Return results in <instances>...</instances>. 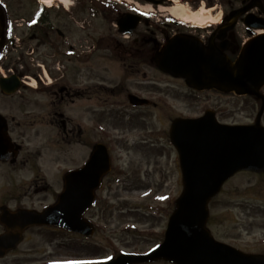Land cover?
<instances>
[{
    "label": "rangeland",
    "instance_id": "1",
    "mask_svg": "<svg viewBox=\"0 0 264 264\" xmlns=\"http://www.w3.org/2000/svg\"><path fill=\"white\" fill-rule=\"evenodd\" d=\"M120 2L122 0H69L67 4L69 9L62 6L64 9L60 17L51 15V28L46 29V26H41L28 30L22 27L17 31L16 35L21 40L19 42L18 38L16 40L12 38L14 41L12 48L18 49L12 50L11 57L5 65L11 64L23 72L24 66L26 70L31 69L32 74L45 78V75L39 72L41 64H45L47 74L52 80L65 75L73 86L79 87L83 92L88 86L96 88L98 85L116 89L126 74L123 66L125 57H118L113 52L116 48H138L134 47V40L140 34L139 28L131 37L122 36L117 27L118 15L127 12L130 6L136 8V4L154 14L156 10V7L146 4L143 0ZM9 3L14 19L23 23L22 19H25L26 26V22L29 23L35 10L34 0H10ZM163 6L158 13L165 15L172 6L176 5L172 3ZM156 22L158 23V18L151 19L152 26L144 30L154 29ZM60 33L64 35L61 36ZM168 38L161 33L153 37L159 44L165 43ZM4 48H11V44ZM63 48H74L77 57L70 59L64 55L67 49ZM142 70L147 73L146 79H141L142 74H139L138 80L131 78L125 85L134 93V87L156 84L158 99L163 103L158 109L130 108L127 100V104L123 105L122 98L112 97L110 92L103 89H99V95H96L92 101L95 109L103 106L106 111L104 116H101L102 113H97L94 118L104 119L112 132L111 149L114 154V164L120 168L115 172V176L128 178V181L118 187L120 194L117 196L104 192L101 206L87 215L100 222L99 233L94 236L93 242H89L91 245H79L76 241L70 240L67 234L33 228L26 233L25 242L14 252L0 259V264H53L60 260L79 259L86 256L82 250L88 247L101 249L102 252L94 256L95 259H101L112 255L106 246L108 241L116 238L137 244L138 252L149 251L162 241L160 233L166 228L169 218V215L165 218V210L182 191L178 156L171 146L168 135L170 117L197 116L204 109L221 105V109L225 110V116L222 119L220 116L221 120L229 124L246 125L254 123L259 113L261 104L249 96L218 97L215 94H202L198 98L192 97L181 82L172 80L153 68ZM28 75L35 79L34 75ZM30 82L34 85L33 81ZM133 82L137 85H133ZM45 85L44 83L34 85L40 89L38 92L34 89L26 91V96L28 100L30 99V107L27 103L18 104V98L14 100L17 103L13 106L14 113L30 112V138L25 140V147L18 159H23L28 164L27 166L0 164V207L8 206L12 210L41 209L52 203L58 190V178L61 173L80 165L86 156L87 151L83 146L77 145V148L66 146L61 141V137L58 138L55 128L50 127L47 122L41 124L49 110L51 99V94L45 89ZM176 92L189 95L186 99L189 109L164 97L171 96L172 99H177ZM262 92L264 94V89ZM89 102L79 99L77 105L71 106L70 110L72 115L71 111L78 109L77 117L74 115V118L83 127L89 122L84 117V111L81 112L84 108H88ZM0 104V110L7 108L5 103ZM110 110H115V113L125 117L126 122L123 127L120 123H115L120 118L108 120L107 113ZM141 112L145 113L143 116V120L147 122L145 129L135 119V115ZM34 119L35 122L32 121ZM87 120L89 121L88 117ZM262 123L264 125V116ZM114 126L120 129L114 131L112 129ZM99 136L96 132L95 138L98 139ZM128 150H130L129 154ZM140 183L144 184V188L154 185L157 187L156 193L160 191L152 201L153 210L158 211V216L161 217L153 230L151 225L155 224L154 219H147L151 216L149 213L151 202L137 199L134 203L128 198L137 196L135 194L137 192L123 193L129 187L136 186L134 184L140 185ZM112 184L113 189L116 186ZM44 186H48V189H43ZM106 200L110 203L105 204ZM211 215L213 218L209 227L216 239L248 253L264 254V176L252 173L238 174L228 182L220 196L212 203ZM3 230V226L0 225V233ZM129 230L131 233L125 232ZM140 233L143 236H140ZM155 233L157 234L151 235ZM115 243L114 246L120 249L129 246V243H119L118 240Z\"/></svg>",
    "mask_w": 264,
    "mask_h": 264
},
{
    "label": "water",
    "instance_id": "2",
    "mask_svg": "<svg viewBox=\"0 0 264 264\" xmlns=\"http://www.w3.org/2000/svg\"><path fill=\"white\" fill-rule=\"evenodd\" d=\"M140 21L126 15L118 22L123 35L132 34ZM264 27V26H263ZM2 20L0 12V36ZM223 48L204 47L196 38L175 36L157 52L155 63L163 72L182 77L197 90H217L238 95L253 94L262 99L254 125L227 126L218 123L214 113L195 120H176L171 138L179 157L183 191L176 201L165 241L145 256L123 255L109 263L139 264L164 260L173 264H264V256L247 255L218 242L207 228L209 204L224 184L235 174L246 171L264 173V35L248 42L239 58L232 62ZM12 85H4L10 91ZM137 104V102H134ZM0 160H7L12 147L2 146ZM15 157L17 150H15ZM109 170V156L104 146L80 171L66 176L65 192L58 203L42 213L11 212L1 209L0 223L6 232L0 235V258L22 240L25 229L34 225L56 226L91 236L94 232L84 215L91 208L95 191Z\"/></svg>",
    "mask_w": 264,
    "mask_h": 264
},
{
    "label": "flooded vegetation",
    "instance_id": "3",
    "mask_svg": "<svg viewBox=\"0 0 264 264\" xmlns=\"http://www.w3.org/2000/svg\"><path fill=\"white\" fill-rule=\"evenodd\" d=\"M146 4H151V6L156 7V16L152 15V18H158V21H161L163 24H157L155 28L152 30H147L144 28L151 25V20L150 17L142 15V21L138 27V30L140 28V34L139 37L136 38V43L138 44V48H117L120 54H115L118 57H125L123 59V66L125 68L126 74L124 75L125 77L123 81L117 86V88H108L103 85H98L95 87L93 86H88L86 89L81 90L79 87L73 86L64 76H60L59 78L52 80L49 79L47 76L43 78L41 75H34L32 74L31 69H25L23 66V71L18 70L17 67L12 66L11 64L5 65V61H3L0 64V82L2 80L8 81H13V84H15V81L12 80V76H14L19 82V90L13 94V95H6L2 92V86L0 85V103H5L7 108H2L0 110V131L1 134H5V139L4 136L3 138V145L7 149L10 148V145L12 144V147L14 148H19V153L18 157L14 158L11 156L8 161L6 162H0V164H11V165H18L21 164L23 166H27V162L23 159L18 160L20 154L23 152V148L25 140L28 139L29 136V128H30V112L22 111V114L19 113H14L13 111V106L17 103L14 102L16 98H18V104H23L25 105L27 103V106L30 107V99L28 100L27 98V92L32 91L30 88V83L28 81H31L32 79L29 77L28 74L34 75V77L37 79V82L39 83H44L45 89H48V92L51 94V99L49 100V110L44 116V120L42 123L37 120V122L41 124H46L50 127H53L57 130L58 138L61 141L64 142L66 146L77 148V145L83 146V148L86 149L87 153L86 156L83 159V162L80 165H77L69 170H77L81 167L84 166L85 162L92 156L95 147L97 144H105L108 147L110 156H111V172L106 175L100 184V187L96 191V201L94 204L92 211H95L98 209L101 204L103 203V196L104 192L110 193V195L117 196L120 194L118 192V187L121 185V183H126L128 181V178H119L115 176V172L117 170H120L119 167L115 166L114 164V154L112 153L111 149V143H112V132L110 131V128H108V124L103 120H100L99 118L96 120L94 118V115L97 113H102L101 116H104L106 114V111L103 109V106H100L99 109L94 108V104L92 103L94 97L96 95H99L100 90H107L108 92L111 93L112 97H118L123 99V105H126L127 98L131 94V91L126 87L125 83L128 80H131V78L138 80L139 79V74H142L141 79H146L147 78V73L143 71L142 69H155L157 72H160L167 77L171 78L172 80H177L181 82L184 86V80L183 79H177L174 78L161 70H159L154 62V57L157 51L159 50L160 45L155 42L154 45L148 44L149 41H153V37H155V34L158 35V33H161L164 36H169V35H188V34H193V30L185 27L179 23H164L163 19H159L158 16H163L162 14H159L158 12L160 11V7H164L163 5H171L172 1L173 2H178V3H184L186 5H191L192 10H199L201 8V5L204 4L207 8H209L212 11V15L214 18H219L220 22L217 26L215 27H209L207 29L203 30H198V32H195L196 34H199V36H203L204 42H205V47H213V48H223L222 46L225 44L226 46V53L229 56H234L236 55L237 51L239 50L241 43L243 39L246 36H252L256 33V29H254L256 24H260L264 22V0H143ZM246 9V10H245ZM246 11L243 13V11ZM238 15L237 17H235ZM250 16V17H248ZM248 17V18H247ZM247 18V21L249 24H251V28L248 27L245 24V19ZM202 34V35H201ZM139 42H142V44H139ZM146 43V44H145ZM211 43V44H210ZM15 48H11L10 50H14ZM26 49V48H25ZM62 49V48H61ZM67 49L68 51L73 52L71 56L66 55L67 57L71 58H76L77 55L74 54V48H63ZM110 49V48H109ZM108 49V50H109ZM10 50L9 53L11 52ZM6 51V48H0V53ZM41 70L39 72L41 74L48 73L46 66H43V68L40 66ZM143 71V72H142ZM27 73V75H26ZM149 79V78H148ZM28 80V81H27ZM47 81V83H46ZM152 81V80H151ZM3 84V83H2ZM133 85H137L136 82L132 83ZM156 85V84H155ZM152 84H148V86H143L139 85L138 88L134 87L133 91L134 94L140 98H144L148 100L150 103L146 104L145 106L141 107H135L136 109H158L160 105L162 106V102L158 99L159 92L157 91V87ZM98 91H95V90ZM37 89L35 90L38 92ZM188 93L190 96H199V94H204V92H196L192 89H187ZM87 91V93H85ZM48 93V95H49ZM177 93V99H172L171 96H164L168 100H171L172 102H175L179 106H184L185 109H189V104L186 105V99L189 98V95H185L184 93L180 94L179 92ZM210 93H215V92H210ZM173 94V92H171ZM218 96H221V94L216 93ZM185 95V96H184ZM85 99L86 101L89 102L88 108H84L81 113L84 111V117L89 124L86 127H83L81 124H79L78 120L74 118V115L77 117V112L78 109L72 110V115L70 113L71 106L77 105L78 100ZM100 104V103H99ZM120 104V103H119ZM130 104V103H129ZM1 105V104H0ZM9 107V108H8ZM130 108H132L131 105H129ZM215 113L218 116H221L223 118L225 116V110L221 109V105L215 107ZM120 112V111H119ZM107 114L108 120L113 119L115 117L120 118V120H117L118 122H115L117 124L120 123V126H124L126 119L124 116L119 115L118 113H115V110H110ZM145 115L144 112L138 113L135 115V119L137 123L142 124L144 129L146 128L147 122L146 120H143V116ZM87 117L89 121L87 120ZM183 116H178V117H170L171 120V125L172 122L176 118H180ZM35 122L36 120H32ZM222 121V120H221ZM86 122V123H87ZM170 125V126H171ZM118 126H114L112 128L114 131H118L117 129ZM170 129V128H169ZM98 133L100 136L98 139L95 138V133ZM169 135V132H168ZM170 137V135H169ZM146 143V142H143ZM128 154L130 150L127 151ZM149 153V152H148ZM151 154V153H150ZM153 156V154H151ZM67 170L66 172H68ZM66 172H62L61 175L59 176L58 180V190H56L55 195H54V201L46 206L52 205L54 202L57 201L58 196L60 193L64 190L65 188V175ZM11 174V173H10ZM113 179V180H112ZM115 184V188L112 189L113 184ZM133 184V183H132ZM136 186L134 187H129L127 190H124L123 193H128V192H137L135 193L137 196L134 197H129L124 196L126 198L131 199H137L142 196H146L145 200L148 203H152V199L149 197H157L160 194V191L156 193L157 187L154 185H149L147 188H144V184L140 183V185L134 184ZM43 189H48V186H44ZM109 201H105V204H109ZM168 209L165 210V218L173 212L174 210V202H171L168 205ZM154 208V205H150L149 208ZM44 208V207H43ZM38 209V211L42 210ZM141 208V207H140ZM150 217L146 215V217L153 218L154 223L151 225L152 230L157 226V223L159 222L158 220L161 218L158 216V211L156 210H150ZM105 218V217H104ZM93 226L95 228V234L99 233L100 229V222L95 221L94 217L90 218ZM211 220V219H210ZM33 229V228H32ZM47 229L48 228H44ZM108 229V228H107ZM165 230V229H164ZM164 230L160 233L161 238L164 237ZM58 231V230H57ZM61 232V231H59ZM127 233H131V231H125ZM133 233V232H132ZM141 234V233H140ZM139 234V235H140ZM151 234V235H156ZM68 236H70L68 234ZM140 236H143L142 234ZM70 240L76 241V243L79 244L80 241H83L84 238L79 237V236H70ZM129 239V238H128ZM26 240V238H25ZM118 240L119 243H129V246L124 247L122 249L116 248L114 245L116 244L115 241ZM116 240L111 239L110 241L107 242L106 248H108V251L112 252L110 254H113L111 258H117L119 255L122 253H131V254H136V253H143V252H138L137 251V244L133 243L132 241H127L125 239H118ZM132 242V243H131ZM131 243V244H130ZM87 246L89 244H86ZM133 248V249H131ZM97 251V252H96ZM102 250H95L92 247H88L85 250H82V253L86 254L84 258H71V259H66L68 260H73L76 261L77 263H82V264H89V262L94 261V256L98 255L101 253ZM57 256H60L59 254L56 253ZM110 258V259H111ZM154 264V263H153Z\"/></svg>",
    "mask_w": 264,
    "mask_h": 264
},
{
    "label": "bare ground",
    "instance_id": "4",
    "mask_svg": "<svg viewBox=\"0 0 264 264\" xmlns=\"http://www.w3.org/2000/svg\"><path fill=\"white\" fill-rule=\"evenodd\" d=\"M56 0H42L44 4H51L52 2H55ZM63 2L66 6L68 4V0H60ZM172 13L178 17H180L182 20L186 22H194L199 25H204L206 21L208 20H216L217 18H214L212 15L211 10H207L204 7L197 12L189 10L187 7L181 5L177 2L176 7L171 9Z\"/></svg>",
    "mask_w": 264,
    "mask_h": 264
}]
</instances>
